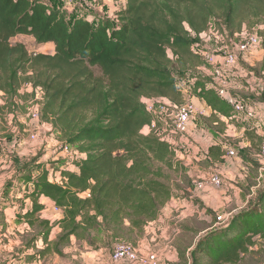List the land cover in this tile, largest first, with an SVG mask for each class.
<instances>
[{"label": "trees", "instance_id": "16d2710c", "mask_svg": "<svg viewBox=\"0 0 264 264\" xmlns=\"http://www.w3.org/2000/svg\"><path fill=\"white\" fill-rule=\"evenodd\" d=\"M252 17L259 22L243 25ZM259 23L264 27V0H123L112 18L95 12L70 18L48 0H0V113L14 114L24 99L22 85L29 86L32 98L40 89V121L85 155L65 167L56 162L50 171L36 159L35 174L18 168L22 177L15 185L27 191L31 202L24 221L36 231L22 250L33 251L26 263L65 258L71 237L89 244L94 232L115 243H137L173 198L172 174L192 183L172 144L153 131L142 134L152 122L144 101L182 105L176 74L191 83L193 96L208 108V122L224 125L223 118L236 123L239 116L200 71L206 66L194 50H200L199 35L210 29L232 38ZM19 35L52 45L54 53L30 55L24 45H11L10 39ZM258 35L263 43L264 30ZM248 73L261 78L264 63ZM260 98L264 102V93ZM245 129L254 131L251 125ZM246 136L250 149H238L236 142L234 153L258 168L260 138ZM225 154L212 145L204 161L220 164ZM56 172L58 183L49 179ZM41 197L62 212L60 220L50 224L39 218ZM56 227L60 233L52 241ZM258 240H264V184L251 205L213 226L191 250L176 246L175 264H238Z\"/></svg>", "mask_w": 264, "mask_h": 264}, {"label": "rangeland", "instance_id": "374dc122", "mask_svg": "<svg viewBox=\"0 0 264 264\" xmlns=\"http://www.w3.org/2000/svg\"><path fill=\"white\" fill-rule=\"evenodd\" d=\"M51 5H58L61 8H65L70 18L75 16H82L81 10H86L87 12H92L95 6L93 5L94 0H48ZM118 3L120 0H109L106 2L101 8V14H108V12H112L114 9H117ZM121 5V4H120ZM119 8V7H118ZM98 11V10H97ZM259 22L255 18H246L244 20V24H251V23ZM258 26H254L251 31L262 32L264 30L263 25L261 23L257 24ZM216 26H212V28ZM247 27V26H246ZM261 28L262 30H260ZM213 30V29H212ZM244 32L247 29H243ZM248 30L247 32H251ZM242 32V33H244ZM246 33V32H245ZM214 34V33H213ZM215 37L217 39H215ZM237 40L233 43L236 44L240 37L236 38ZM222 40L220 35L214 34V37L210 38V42L208 43V47L206 48L210 53H213L217 48V43ZM10 44H22L24 45L25 49L30 55L36 54H44V55H52L54 53L53 46L50 44H37L34 39L30 36H23L19 35L12 39H10ZM264 51V49H263ZM240 56L238 58L239 62ZM259 62L260 64H253L252 68H260L261 64L264 63V52L262 54V59ZM239 64V63H238ZM94 74L97 76L99 75V71L94 69ZM175 78L177 79L178 89L181 91L184 102L185 103H194L195 110H196V122L194 124L195 131L197 134L201 133H208L212 136L213 132H218L220 134L224 133V126L221 125H213L212 122H208L210 120L208 118L210 116L209 110L205 106V104L201 100H197L196 97L193 96L191 92V83L185 80L183 76L179 77L175 74ZM255 79L256 78L254 76ZM23 100L19 101V106H17L16 110L14 111L15 118H12L10 111L7 109L3 110V113H0V139L3 140L1 145V154H0V198L2 194L4 196H8L11 194L10 188L14 189V193L21 194V196H28L27 191L24 189L22 192L18 193L17 186H13V184H19V179L22 177V173L18 172V168L20 170H28L32 171V174L36 173L35 167L36 164L34 161L38 160V163H43L44 165H49V171L53 170V164L55 162L51 161L52 158L49 156L46 158V151L45 145L40 146V149L32 148L28 142L27 134L23 130H29L30 126H26V124L21 123L20 119H26V115H28V111L36 105L35 98L30 96V88L28 85H22L20 89ZM2 103V100H0ZM18 117V118H17ZM28 120V118L26 119ZM42 122V121H40ZM233 122V121H232ZM28 123V121H26ZM43 123V122H42ZM45 124V123H44ZM237 125V123H235ZM239 124V123H238ZM20 125H23L21 127ZM20 126V128H19ZM15 129V133L12 130ZM53 129V128H52ZM48 129H46L47 131ZM171 132L174 130L172 128L168 129ZM228 130V129H227ZM19 132V134H18ZM56 131L49 130L46 132L48 138L52 141H57L58 138L56 136ZM148 130H142V134H148ZM51 136V137H50ZM179 137V136H178ZM177 138V137H176ZM251 138V137H250ZM237 139V138H231ZM54 141V142H55ZM171 142L178 153V155L185 156V154L177 149L176 140H172ZM236 142V141H235ZM233 145V142H230V146ZM204 155V153H203ZM235 158H238L237 156ZM67 161L69 160L65 158V156H61L59 158L58 165L60 167H65ZM237 161V160H236ZM262 162L258 163L257 165L250 164L251 166L248 167V172H244L239 169V167L235 166L236 162L235 159L228 160L229 167L232 169L229 170L232 176L231 179L225 178L221 174V171H218V167H214L210 165L209 162H205L204 160H199L196 163L194 160H191V163L194 167H197L198 170V178H194L192 183H188L187 181L183 180L181 177H175L172 174V181L171 185L174 188V192L172 193L173 202L170 203L172 205V212H171V225L167 240H171L172 236H174V243L175 246L182 249H189L193 247V245L200 240V238L204 237L205 235L209 234L213 231V226L215 227L217 222V217H221L222 221H228L231 216L235 215L236 213L242 212L248 207V200L246 199V189L251 187V184H257L261 180L264 179V160H259ZM38 165V164H37ZM4 167V168H2ZM233 168H236V171H233ZM220 172V173H219ZM225 172V171H224ZM197 173V172H196ZM212 173L217 174L221 181L222 185L220 188H212L206 187L202 191H195L193 188V183L199 180L207 179ZM238 174H240V179L242 176L241 181H237ZM21 175V176H20ZM235 176V178H234ZM239 179V180H240ZM259 181H254V180ZM7 185V186H6ZM12 195V194H11ZM15 195V194H13ZM14 198V196H11ZM181 216V217H180ZM180 217V218H179ZM57 221V220H56ZM32 231V230H31ZM176 231H179L176 233ZM33 233L24 234L22 236H17L16 239H12L14 244L13 251L9 252H1L0 253V264H4L5 259L10 260L14 259V264H20L23 257L19 251L23 249L27 241L32 240L35 237L36 231L33 230ZM59 228H54L51 236V240L54 241L57 236L59 235ZM2 233L0 232V235ZM4 239V238H0ZM2 245H4L5 240H1ZM130 243L134 244L133 240H126ZM138 241V240H137ZM93 251V257H90L86 261L84 259L77 258L78 253L72 252L70 254H66L65 258H61L59 256L48 257L43 264H149L146 261V256L152 253H155V250L152 249L153 247H149L148 249L140 250L137 247V243L134 245L138 249L139 253V260L131 263V262H113L111 260V251L115 241L109 240L104 234L100 232H94L92 236V240L89 241ZM166 242V241H165ZM92 244V245H91ZM1 245V246H2ZM6 245V244H5ZM141 251V252H140ZM85 251H83V254ZM156 254V253H155ZM69 256H75L76 259H71ZM20 256L22 258H20ZM96 257V258H95ZM20 258V259H19ZM169 260H165L164 264H170ZM238 264H264V240H258L255 246L249 249V252L242 258V260Z\"/></svg>", "mask_w": 264, "mask_h": 264}, {"label": "crops", "instance_id": "0c3cea01", "mask_svg": "<svg viewBox=\"0 0 264 264\" xmlns=\"http://www.w3.org/2000/svg\"><path fill=\"white\" fill-rule=\"evenodd\" d=\"M108 1L109 0H103L102 5L99 7L95 6L92 12H95L98 15H102L107 18H112L114 16V13L119 9L118 7L123 2V0H120V3H118L117 9H114L112 12H108V14L106 15L99 13L101 12V8L104 5H106V2ZM52 6L59 7L58 5H52ZM61 9L65 10V8H61ZM85 12L86 10L82 9L81 15L82 13H85ZM75 17H79V16H75ZM263 49H264V41L263 43H261L260 46H257L256 48L250 49L249 51L243 53L239 59V62H238L239 64H237L232 69L231 74L229 75L228 82H227V87L229 91L232 94L243 96V98L245 99L247 103V106L254 111L255 113L254 121H247L243 117L239 116L235 118V121L237 123L236 125L234 122H230L226 119L219 118V121L221 123H224L223 125L225 127L224 133L220 134L218 132H213L211 136L208 133H201V135L196 133V131L194 130L195 129L194 124L196 122V117H195L193 122L183 129L182 135L176 138L177 149L181 150L185 154V156L178 155V153L175 150L176 158L183 165L185 169V173L188 175L191 181H193L194 178H198L197 167H194L192 165L191 160H194L196 163H198L199 160H205V157H206L205 155L210 146L219 145L221 149L224 150L225 152L232 149L236 153V150L232 146H230V142H233V144L237 142L238 145L236 147L238 149L240 148L250 149L251 147L250 141L248 140V137L246 136V134H249L250 137H253V136L259 137L260 131L259 129H257V126L259 125L264 126V102L261 100L262 98H260L262 94L264 93V78H261L260 80H254L251 77V74L248 73V70L252 69L251 66H253V64H260L259 62H262L260 60L262 59V54L264 52ZM160 100L167 102L164 99H160ZM194 103L196 104V102ZM193 106H196V105H193ZM209 114H210V111H209ZM11 115H12V118L14 119L15 118L14 114H11ZM26 117L28 118V120H26L27 118L26 119L21 118L20 119L21 123L19 124L24 123L26 124L27 127L30 126L29 130H23V131L26 132L27 139L31 147L35 149H40V146L45 145V151L47 153L46 158L50 156L52 158L51 161L55 163L58 162L59 158L64 155L63 153H58L57 149L54 148L53 145L56 141L55 140L52 141L46 135L47 131L49 130L51 131L54 129H52V127L48 124H44L40 121L38 122V121L31 119L28 115H26ZM26 121H28V123H26ZM216 124L217 123H214L213 125H216ZM244 125L245 127L247 125H251L252 128L254 129L253 131L254 133L245 132L246 129ZM20 126L23 127V125H20ZM46 129L48 130L46 131ZM144 130H147V128H144ZM12 132L15 133V129H13ZM33 132H35L38 135V139L34 141L30 140L29 138L30 133H33ZM56 133L55 134L58 138L57 141H61L59 137V133L57 131ZM15 134L17 135V133ZM234 137L237 139H234V140L231 139ZM251 153L254 154V151L252 149H251ZM235 157H236V154L233 157H226V155H224L222 158L223 162L220 164H213V166L218 167L219 169L218 171H221V174L223 176H226L225 178L231 179L232 174L231 172H229V170L232 169V167H229V164L227 163H228V160L235 159V162H236L235 166L239 167V169H241L243 173L248 172L247 166L249 165L243 163L239 158H235ZM254 157H255V154H254ZM258 163H260V165L262 164L261 161H258ZM44 168L49 171V165H45ZM233 171H236V168H233ZM238 178L240 179V174H238ZM49 179L51 182L58 183L60 181V177L57 172L53 176H50ZM239 179L237 181L240 182L242 179V176H241V179L240 180ZM254 181L257 182L259 180L256 179ZM263 184H264V179L258 182L256 185L251 184L250 185L251 187L246 189L245 194H246V199L248 200L247 201L248 206L251 205V203L254 201L256 191L260 189L263 186ZM13 186L15 187L16 185L13 184ZM16 188L18 189V193L20 192V190L21 192L24 190L23 187L21 189H19L18 187ZM10 191H12L10 192L12 195L9 194L8 196H4L2 194L0 198V232L2 233L0 235V238H4V239H0V253L1 252L11 253L13 251V247L15 243L13 242L12 239H16V237L19 235L22 236L23 233L24 234H28V232L33 233L32 232L33 230L29 228V226L25 223L24 217H23V215L31 207L30 200L27 198L26 195L23 197L21 196V194L14 193L13 188H10ZM11 196H14V198H12ZM173 201H174L173 199L170 200V202L161 211L158 219L144 229V232L142 233L141 237L138 238V241H137V247L140 248L141 251L144 249L146 250L149 247H153L152 249L155 250V253L158 256V264H164L165 260H169V262H171L170 264H175L177 262L176 250H175L176 244L173 242L175 239L174 238L175 235L172 236L171 240H167L169 228L170 226L171 227L174 226V224L173 225L170 224L172 221L171 220L172 205H170V203H172ZM38 202L39 204L44 206V209L40 212V216H39L41 220L49 221L51 224L54 221L60 220L62 218V212L60 210H56L54 204L51 203L49 200L41 197ZM178 232L179 231H176V233ZM34 235L36 236V233ZM51 236H52V233H51ZM92 236H93V233H92ZM1 240H5L4 245L1 244L2 243ZM36 243H37V249L38 250L42 249L41 241L38 240ZM22 250L19 251V254L21 253L22 257L23 256L29 257L33 255V251L23 252ZM83 251H85L84 252L85 254H83ZM93 251L94 250L92 249L91 246H88L87 242H77L74 237H71L70 244L63 249V254L66 256V254L71 255L72 252L74 253L77 252L78 253L77 258L89 261L88 259L90 257H93L92 256ZM21 256L20 258H22ZM53 256L57 258L56 255H53ZM26 257H23L22 261H20V264H28L25 262ZM69 257L71 259H76L75 256H69ZM69 257L67 255V258ZM44 261H35L30 264H43ZM4 264H14V259H10V260L5 259Z\"/></svg>", "mask_w": 264, "mask_h": 264}, {"label": "built area", "instance_id": "2783aa9c", "mask_svg": "<svg viewBox=\"0 0 264 264\" xmlns=\"http://www.w3.org/2000/svg\"><path fill=\"white\" fill-rule=\"evenodd\" d=\"M262 30L261 28H259ZM242 30L239 34H235L234 37L228 38L227 35H220L222 40L217 43V48L210 53L206 48L210 42V38L214 37V34L219 35L214 30L210 29L199 35L201 42L200 50H194L195 53L199 54L202 60L205 63V68L200 69L201 72L206 74L211 78L213 83V88L217 92L218 96L223 99L227 105L232 108V111L235 115L241 116L247 121H254L255 113L252 109L247 106V103L239 96H234L228 87L227 82L229 75L231 74L232 69L238 64L239 56L250 49H254L257 46L261 45V38L256 32H247ZM244 32V33H242ZM214 33V34H213ZM240 37L239 41L234 44L232 40H237L236 38ZM215 39H217L215 37ZM251 77L254 80H260L264 78V73L261 75V78L255 79L253 75ZM42 92L40 89L35 90V100L36 105L28 111V116L35 120L40 121V104L42 100ZM144 105L146 111L151 115L152 122L149 127H146L147 130L153 131L155 135L160 137L162 140L168 141L170 144L172 140H176V137H180L183 133V129L190 125L195 116L196 110L191 103H183L180 106L171 105L168 102L161 101L160 99L145 100ZM254 125V124H253ZM255 126V125H254ZM172 128L174 130L171 132L168 129ZM255 128V127H254ZM259 129V152L257 158L259 160H264V126H257ZM30 140L34 141L38 139V135L33 132L29 135ZM3 140L0 139V154H1V145ZM173 145V144H172ZM54 148L57 149L58 153H63L65 158L69 160L70 163H77L84 158V154L78 152V150L70 145L65 144L62 141H56L54 143ZM226 157H233L235 155L232 149L226 152ZM222 181L220 177L212 173L207 179L197 180L193 183V188L195 191H202L206 187L220 188ZM58 210V209H56ZM221 217H217V222L215 227L222 225ZM111 260L113 262H135L139 260V253L136 246L132 243L126 241H118L114 243L111 251ZM146 261L149 264H158V256L155 253L149 254L146 256Z\"/></svg>", "mask_w": 264, "mask_h": 264}]
</instances>
